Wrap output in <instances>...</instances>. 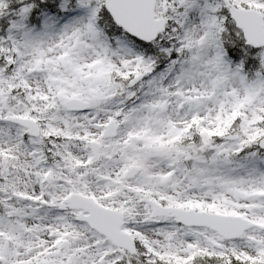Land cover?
<instances>
[{
  "label": "snow or ice",
  "instance_id": "snow-or-ice-1",
  "mask_svg": "<svg viewBox=\"0 0 264 264\" xmlns=\"http://www.w3.org/2000/svg\"><path fill=\"white\" fill-rule=\"evenodd\" d=\"M0 264H264V0H0Z\"/></svg>",
  "mask_w": 264,
  "mask_h": 264
}]
</instances>
